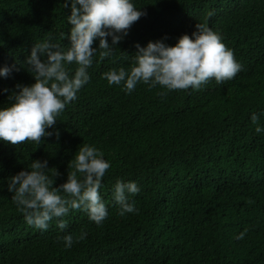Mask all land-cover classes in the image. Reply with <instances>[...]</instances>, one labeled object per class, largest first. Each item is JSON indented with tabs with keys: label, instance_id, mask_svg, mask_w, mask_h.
<instances>
[{
	"label": "trees",
	"instance_id": "obj_1",
	"mask_svg": "<svg viewBox=\"0 0 264 264\" xmlns=\"http://www.w3.org/2000/svg\"><path fill=\"white\" fill-rule=\"evenodd\" d=\"M62 3L0 0V65L16 68L0 78V89L8 90L0 92V106L10 102L15 85L34 82L24 64L32 43L51 35L67 46ZM134 4L145 15L111 56L93 57L89 81L56 117L58 135L42 137L39 145L0 140V264H264V132L256 133L249 120L251 112H264V0ZM195 24L219 33L233 51L242 67L232 79L210 78L197 90L137 83L126 93L103 78L109 69L130 67L135 44L163 39L172 45ZM258 123L264 127V115ZM85 143L110 162L98 190L107 217L97 225L85 211L70 209L47 230L29 226L7 191V177L32 160H47L59 173L56 186ZM117 179L139 186L128 197L134 213L119 214L112 200ZM56 219L65 221L63 230ZM82 231L85 238L77 240ZM69 233L73 243L65 248L62 237Z\"/></svg>",
	"mask_w": 264,
	"mask_h": 264
},
{
	"label": "clouds",
	"instance_id": "obj_2",
	"mask_svg": "<svg viewBox=\"0 0 264 264\" xmlns=\"http://www.w3.org/2000/svg\"><path fill=\"white\" fill-rule=\"evenodd\" d=\"M61 6L68 9L67 46L55 42L51 35L32 43L24 64L34 82L15 85L17 90L9 94L10 102L0 106V140L12 145L25 140L39 145L42 137L58 135L53 127L56 117L89 81L88 68L93 57L97 53L100 58L111 56L130 26L145 15L134 0H63ZM134 46L130 67L109 69L102 74L108 85L121 86L126 93L137 83L160 85L165 90H197L210 78L217 83L232 79L242 67L222 36L205 24H195L190 34L179 35L172 45L157 39L143 47ZM72 64L74 69L68 67ZM14 70L15 65H0V78H6ZM261 115L264 112L249 114L256 133L264 132L258 123ZM70 166L73 170L67 171L64 181L56 186L53 177L59 173L48 167L47 160H32L27 167L7 177V191L29 226L47 230L50 220L66 216L70 209L85 211L97 225L107 217L98 190L110 162L96 147L85 143L75 151ZM139 191L135 181H115L112 200L119 205L120 215L136 211L128 197ZM56 226L63 230L66 223L56 219ZM245 231L235 238L242 239ZM85 235L82 231L76 239L82 240ZM62 239L65 248L72 246V234H65Z\"/></svg>",
	"mask_w": 264,
	"mask_h": 264
}]
</instances>
